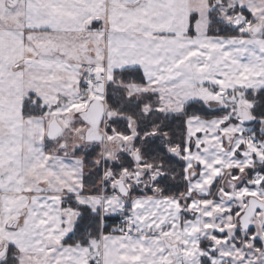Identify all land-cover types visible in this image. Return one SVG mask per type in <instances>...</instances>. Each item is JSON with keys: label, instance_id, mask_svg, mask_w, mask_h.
Wrapping results in <instances>:
<instances>
[{"label": "snow or ice", "instance_id": "6c2138e0", "mask_svg": "<svg viewBox=\"0 0 264 264\" xmlns=\"http://www.w3.org/2000/svg\"><path fill=\"white\" fill-rule=\"evenodd\" d=\"M0 264H264V0H0Z\"/></svg>", "mask_w": 264, "mask_h": 264}]
</instances>
